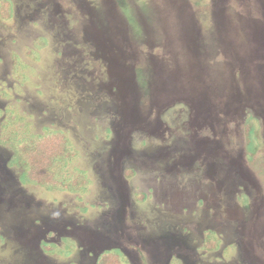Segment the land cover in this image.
I'll list each match as a JSON object with an SVG mask.
<instances>
[{
    "label": "rangeland",
    "instance_id": "1",
    "mask_svg": "<svg viewBox=\"0 0 264 264\" xmlns=\"http://www.w3.org/2000/svg\"><path fill=\"white\" fill-rule=\"evenodd\" d=\"M12 9L0 264H95L110 249L128 264H264V0ZM51 130L72 153L52 170L64 189L34 184L15 147Z\"/></svg>",
    "mask_w": 264,
    "mask_h": 264
},
{
    "label": "trees",
    "instance_id": "2",
    "mask_svg": "<svg viewBox=\"0 0 264 264\" xmlns=\"http://www.w3.org/2000/svg\"><path fill=\"white\" fill-rule=\"evenodd\" d=\"M13 14L12 9V0H0V15L3 19H10ZM251 118H255V116L250 115ZM249 116V117H250ZM248 117V118H249ZM257 119V117H256ZM247 134L249 135V131L251 129L250 126L246 127ZM66 132L62 130H51L47 131L43 135H34L32 136L36 140L26 139L21 141V143H17L15 147L22 152V156L27 158L30 161V156H32V161L36 162L33 164H29L27 167V172L32 176V180L34 184L40 183L49 187L63 188L67 186L63 179H58L56 175L58 172L53 170V166L63 161L62 156L67 153V155L71 156L70 149H67V141H66ZM37 136V137H36ZM35 153L38 155L35 158ZM35 155V156H34ZM68 156V157H69ZM30 180V181H32ZM32 181V182H33ZM29 182V180H28ZM67 188V187H65ZM213 232V231H212ZM215 243H219V240H211L209 243H206V247L209 249L218 248L215 246ZM119 251V249H117ZM117 250H107L103 255H101V259L98 264H128V261L123 253H118Z\"/></svg>",
    "mask_w": 264,
    "mask_h": 264
},
{
    "label": "flooded vegetation",
    "instance_id": "3",
    "mask_svg": "<svg viewBox=\"0 0 264 264\" xmlns=\"http://www.w3.org/2000/svg\"><path fill=\"white\" fill-rule=\"evenodd\" d=\"M210 231H212V230H210ZM101 253H103V252H100V253H98L96 255V257H95V264H98L99 260L101 259V255H100ZM93 255H94V253H93Z\"/></svg>",
    "mask_w": 264,
    "mask_h": 264
},
{
    "label": "crops",
    "instance_id": "4",
    "mask_svg": "<svg viewBox=\"0 0 264 264\" xmlns=\"http://www.w3.org/2000/svg\"><path fill=\"white\" fill-rule=\"evenodd\" d=\"M214 232V231H213Z\"/></svg>",
    "mask_w": 264,
    "mask_h": 264
}]
</instances>
